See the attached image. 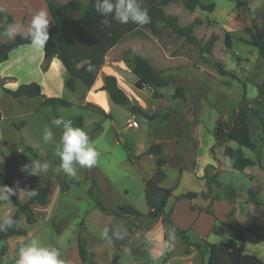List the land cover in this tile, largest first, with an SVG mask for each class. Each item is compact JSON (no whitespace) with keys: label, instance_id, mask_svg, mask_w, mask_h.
I'll list each match as a JSON object with an SVG mask.
<instances>
[{"label":"rangeland","instance_id":"1","mask_svg":"<svg viewBox=\"0 0 264 264\" xmlns=\"http://www.w3.org/2000/svg\"><path fill=\"white\" fill-rule=\"evenodd\" d=\"M67 1L55 0L57 4ZM77 1L87 3V0ZM246 1L200 0L202 5L214 4L211 13L200 9L199 6L193 12H188L181 3H174L165 8L167 15L177 17L180 26H188L195 19L201 21L200 25L193 28L194 35L202 45L211 35L215 36L212 59L221 63L229 74L236 77L235 80L230 76H219L212 67L202 62L198 50L182 38L156 39L145 29H141L140 33H129V22L121 24L113 15L108 16L110 40L114 41L120 36L121 38L106 53L103 66L105 70L113 71L116 77H119L117 84L131 103L151 119L141 114H131L126 107L113 104L108 94L101 91V88L98 89L100 80L90 89L77 82L75 90L69 91L65 87L68 74L58 61H55V69L44 74L40 87L41 96L63 99L70 103L67 108L58 107L53 111L49 107H40L42 97L13 100L1 88L3 86L10 90L16 89L13 88L14 85L9 84L11 79L0 81L2 172L11 177L22 203L47 182H51L53 187L48 207L38 209L40 223L28 227L32 236L29 239L10 238L7 245L13 240L28 245L33 239H37L42 245L52 247V238L59 230L62 231L63 238H70L76 233L80 237L82 252L85 255V226L93 231L95 236L91 242V264H111L114 253L131 244L136 245L139 252L125 255L123 260L118 258L115 264H130L136 260L150 264L158 260L157 257L161 264L167 256H178L180 239H176L177 234L172 227L162 221L164 236L167 239V252L160 249L156 253H150L143 249L146 231H150V235L153 232L160 234L154 228L156 221L152 222L146 217L148 207L144 195V180L150 172L155 171L158 159L165 162V179L161 186L173 189L167 202V211L175 202V197L189 192L197 194L192 204H205L201 194L206 191V180L203 176L208 166L216 172L222 171L218 177L220 186L214 190L211 197L220 199L228 192L230 198L243 199L246 202L251 200L255 193L253 187L260 183L264 186V132L260 122H264V105H255L259 109V116L250 119V131L256 150L241 148L244 156L254 162L253 167L246 169L249 174H253V179L244 173L233 171L228 158L224 156V148L215 146L212 136L218 117L229 119L244 95L247 99L256 98L257 85L264 81V59L259 57L254 46L243 42L250 40L246 30L251 24L258 27L264 42V0ZM28 4H33L36 12L41 10V5L43 10L47 11L43 0H28ZM0 9L9 10L10 15L14 14L16 17L13 28L9 31L10 34L8 33L9 37L27 34L30 22L23 23L19 19L21 12L18 10L17 0H0ZM225 34L230 36V48L225 46ZM5 38V34L0 31V42ZM130 48L142 58H149V62L159 70L161 76L176 79L175 85L184 88L185 99H172L175 85L159 90L164 95L163 98H153L148 88L137 86L136 81H132L135 78L130 73L132 66L123 57V53ZM131 57V54H127V58ZM34 60L35 56L29 69L32 64L36 65ZM31 76L38 79L33 73ZM103 81L102 79V85ZM88 104L102 109L107 116L92 111ZM77 116L82 117L81 129L87 133L90 145L99 155L97 163L91 168L74 163V175H69L60 167L61 161L56 155L57 150L62 148L63 122L57 126L52 124V120L62 118L71 122ZM129 120L135 121L137 127L130 128ZM18 125L20 129L16 128ZM70 126L73 127L71 123ZM46 127L53 132V139L49 143L42 139ZM154 144L162 146V155L145 154ZM228 146L232 149L239 148L234 142H230ZM27 147L31 148V152L27 151ZM128 154L139 156L134 165L129 162ZM34 160L48 163L49 168L38 176L30 174V171H22L23 165H30ZM90 185L93 196L106 210L127 206L139 212L141 216L134 221H126L102 214L87 193ZM213 188L215 186L212 185L211 189ZM183 202L189 204L188 201ZM12 211L10 205L0 204V229L4 219L9 218ZM21 226L25 227L23 222ZM228 234L229 231H226L219 238L210 236L208 241H226ZM247 244L246 253L255 255L264 263V242L251 237ZM3 245L0 243V250ZM15 256L17 250L12 246L10 253L7 252L0 264H11ZM196 258L199 263L204 260L199 253Z\"/></svg>","mask_w":264,"mask_h":264},{"label":"trees","instance_id":"2","mask_svg":"<svg viewBox=\"0 0 264 264\" xmlns=\"http://www.w3.org/2000/svg\"><path fill=\"white\" fill-rule=\"evenodd\" d=\"M43 1L47 7L52 25L48 29L50 39L43 49L41 70L46 71L50 62L55 59L64 67L68 74L65 87L69 91L73 92L75 90V83L77 82L85 88L90 89L103 66L106 53L116 45L121 36L117 37L114 41L110 40L109 25L101 23L105 17L100 16L95 11V0H87L86 4H82L77 0H68L63 4H57L55 0ZM139 2L142 8L148 9L151 22L145 25H138L130 20V27L127 32L140 33L141 29H145L156 39L163 37L182 38L198 50L202 62L212 67L219 76H230L234 80L236 79L234 75L229 74L224 69L221 63L212 59V49L216 40L215 36L211 35L209 40L202 45L194 35L193 28L201 24L199 19H195L188 26H180L176 16L165 13V8L174 3H181L188 12H193L199 6L200 9L211 13L214 10V4L202 5L200 4V0H139ZM12 24V16L0 9V31L8 35ZM246 32L250 37V41L244 40L243 42L254 46L258 50L259 57L264 59V42L258 28L254 24H251ZM25 36L26 34L16 35L12 39L0 42V64L8 60L9 54L12 51L31 44L30 40L26 39ZM224 43L227 48H230V36L228 34H225ZM127 54H131L132 57L127 58ZM123 57L132 66V74L137 79L136 85L148 88L153 98H163L164 95L159 90L177 83V80L172 77L161 76L148 59L142 58L132 48L127 49L123 53ZM9 79L12 78H1L0 81L5 82ZM1 88L13 100L22 97L30 99L42 97L40 86L35 82L21 84L15 90H10L3 86ZM101 91H105L108 94L113 104L126 107L131 114H141L145 118L151 119L131 103L129 97L118 86L115 76L106 75L104 77ZM171 97L174 100H184V88L175 85ZM255 105H264V81L257 85L256 98L247 99L244 95L237 110L229 119H225L222 116L218 117L212 132L215 146L224 148V156L228 158L231 168L236 172H242L254 165L253 161L244 156L241 148L251 151L256 148L250 131V119L259 116V109ZM69 106V102L59 98L42 97V101L40 102V107H49L53 111L58 107L67 108ZM88 107L92 111L94 110V112L107 116L104 111L94 105L88 104ZM82 120L81 116H77L71 120V125L74 128H81ZM260 122L264 132V122L262 120ZM16 128L20 129V125L16 126ZM230 142L236 143L239 148H230L228 146ZM26 149L31 152V148L27 147ZM162 153L163 149L160 144L150 146L145 152V154L152 156H159ZM128 159L131 164H134V161L139 159V156L128 154ZM164 164L163 159H158L154 174L144 182V195L148 207L146 217L151 219L152 222L160 220L163 223L171 224V208L167 211L166 207L168 200L172 196L173 189H166L161 186V183L165 179V174L162 170ZM203 178L206 180V191L201 196L205 199L210 194L211 185L217 184L218 175L216 173H205ZM0 185L10 187L15 191V194L10 199H2V203H9L15 209L14 214L10 217L15 223L12 227H7L3 223L0 229V243L4 244L0 250L1 263L2 258L8 252L6 244L8 239L26 237L29 232L28 227L39 223L41 219L40 215L35 213L34 209L45 208L49 205L52 183L47 182L43 187L38 188L34 192L35 194L31 193L25 203H22L17 196L11 177L3 174L2 165L0 164ZM61 191L64 192L62 187ZM91 191L92 185L88 188L87 193L102 214L125 219L126 221H134L141 216L139 212L127 206L120 207L117 210H106L93 196ZM196 197L197 194L189 192L175 197L174 200L175 202L181 200L188 201L192 210H199L208 215H213L210 203L206 206L192 204V200ZM22 222L25 227L20 225ZM228 227L232 230L231 239L225 243L218 244H209L206 241L189 243L185 239V232L179 231L186 245L185 253H189L191 249L197 251L203 258L207 257L204 264H264L257 257L243 252L248 237H253L264 242V221ZM79 256L82 263L85 264V257L80 242Z\"/></svg>","mask_w":264,"mask_h":264},{"label":"crops","instance_id":"3","mask_svg":"<svg viewBox=\"0 0 264 264\" xmlns=\"http://www.w3.org/2000/svg\"><path fill=\"white\" fill-rule=\"evenodd\" d=\"M17 1H18V10L21 12L19 15V19L23 23L31 22L32 15L34 13H36L34 5L28 4V0H17ZM246 2L247 1L245 0L244 3H246ZM40 8L44 9L42 5L40 6ZM45 8L47 9V7H45ZM3 11H5L7 13L9 12V10H3ZM47 12H48V10H47ZM8 14H10V12ZM250 15H251V13L249 12V16ZM11 16H12V23L14 24L16 17L14 14H12ZM263 16H264V14H263ZM49 19L51 21L50 16H49ZM13 24H12V28H13ZM51 25H52V22L50 23L49 27H51ZM5 36H6V38L4 41L13 38L11 36L9 37V35H5ZM248 41H250V40H248ZM34 56L36 58V60H34V64L36 63V65L33 66V64H32V66H31L32 68L29 69V65L32 63ZM42 59H43V50L37 51L35 48L32 47L31 44L19 47L18 49L12 51L9 54L7 61L0 64V78H12L10 80L9 84L14 85L13 88H17L21 84L30 83V82H32V80L35 81L36 83H38L41 87L42 86L41 85L42 79L44 78V74H46L47 71H50L51 69H55L56 68L55 61H57V60L53 59L50 62L47 70L42 71L41 70ZM146 59H148L150 61L149 58H146ZM32 73L38 79H34V77L31 76ZM130 73H132V71ZM106 75H113L116 77V74L113 71H107V70H105L104 66H102V69L100 70L98 76L96 77V80L94 81V84H95V82L97 80H100V82H99L100 84L98 85V89H100L103 86L102 85V79L104 80V77ZM116 79L119 83V77L118 78L116 77ZM136 80L137 79L134 78L132 81L135 82ZM94 84L92 86H94ZM118 86H120V85L118 84ZM255 150H256V148H255ZM132 165H134V164H132ZM163 167H162V170H163ZM249 168H251V167H249ZM211 169L212 168H210V166L206 167L205 173L210 174V172H213V173H216L218 175V177H219V174L222 173V171L216 172V171L211 170ZM246 169L243 170L242 172H239V173H244V174L250 176L251 179H253L254 178L253 174H251V173L249 174L246 171ZM154 172L155 171L150 172L145 180L150 178L154 174ZM234 172H236V171H234ZM261 173L263 174V171H261ZM83 184H85V183H83ZM90 186H88V188ZM213 186H215V188H213V189L210 188V194L208 196H206L205 199L203 198L205 204L202 205V206H206L207 204L210 203V207H211V210L213 212V215H208V214L201 212L199 210H192L190 207V204H186L185 202H183L184 200L177 201V202H174L172 204L171 213H170L171 224H169V225L172 227L173 231L177 234L176 239H178V237H179V239H180L179 243L181 246H180V251H179L178 256H175V257L167 256V258L164 261H162L161 264H204V262L206 261L207 257H205V258L202 257V259H204V260H201L199 263L197 261L198 259L196 258V255L198 254V252L193 250V249H191L190 252L187 254L184 253L186 250V245L184 244V241L181 238L179 231L185 232V239L189 243H200L201 241H206L209 244H218V243H225L231 239L232 230L228 226L233 227L235 225H247V224L252 223V222L260 223V222L264 221V186L262 183H260V185L256 184L253 187L255 193L253 194V196H251V200L247 201V202L243 201V199L242 200H239V199L236 200L234 198H230V196H228V192L226 193L225 196L223 195L222 198L215 199L214 197H211V196L214 194V190H217L218 187L220 186V184L218 183V180H217V184H214ZM51 193H52V189H51ZM50 196H51V194H50ZM0 202H1L0 204L10 205L9 203H2V199L0 200ZM49 204H50V197H49ZM38 209L39 208L34 209L35 213H37V214H39ZM14 211L15 210L13 208V211L10 212V214H9L10 217L14 214ZM53 219H54V216H53ZM39 223H40V221H39ZM39 223H37V224H39ZM160 223H161V221L158 220L155 222V226H154V228L160 232V234L158 233L159 235L154 234V232L151 233V235H150V231L149 232L146 231L144 234L145 240H143V249L145 248V250L150 252V253H156L160 249H163V250H165V252H167V241H166L167 239H166V236H164V230L165 229H164V226L162 225V223L161 224ZM20 225H21V223H20ZM1 227H2V224H1ZM226 231H229V234L226 235V237H225L226 241L217 242V243L208 241L210 236H212V238H219L222 235H224ZM190 233H192L191 236H189ZM62 234H63L62 231L58 230V231H56L55 235L52 238V247L56 248L60 252V259H62L64 261V264H83L81 261V258L79 256L80 237L75 233L70 238H63ZM31 236H32V232L29 229V232H28V235L26 236V239H29ZM94 238H95V236H94L93 231H91L90 229H88L87 227L84 226L83 247H84V252H85V255H84L85 264H91L89 262L90 261L89 257L92 254V252L90 250H91V242L93 241ZM250 240H251V237H248L247 243ZM64 241H65V243H64ZM62 242H63V244H62ZM22 243L18 242V241H14V240H13V242L8 243L7 247H8L9 253H10V247H12V246L17 250V256L14 257V261L11 264H18L20 250L27 245L25 242L23 244ZM84 243H85V245H84ZM94 243H96V241H94ZM247 243L244 246V250H243V252L245 254H248V253H246V249L248 246ZM92 249H93V246H92ZM134 252H139V249L136 245H132V244L121 248V251H119V252L117 250L114 253L113 260H112L111 264H115V262H116V260H118V258L120 260H123L125 255H129V254H132ZM248 255H251V254H248ZM252 256L256 257L255 255H252ZM70 258H71V260H69ZM156 259H158V260H156L150 264H160L159 263V261H160L159 257H157ZM145 263H144V261H138V260L130 262V264H145Z\"/></svg>","mask_w":264,"mask_h":264},{"label":"clouds","instance_id":"4","mask_svg":"<svg viewBox=\"0 0 264 264\" xmlns=\"http://www.w3.org/2000/svg\"><path fill=\"white\" fill-rule=\"evenodd\" d=\"M94 8L100 16L105 17L101 21L104 25L109 24L107 19L109 15H113L121 24H126L130 20L138 25L151 22L148 9L142 8L139 0H95ZM50 23L49 13L43 9L31 17L25 38L30 40L32 47L37 51L43 50L50 39L48 31ZM62 122L64 126L62 148L56 152L61 161L60 167L69 175H74V163L84 168L93 167L97 163L99 153L90 145L87 133L81 128L71 127V122L62 118L52 120V124L57 126ZM42 139L45 143L52 141L53 132L49 127L45 128ZM48 168V163L34 160L30 165H23L22 171H30V174L38 176ZM14 194V189L0 185V199L8 200ZM3 223L7 227H12L15 222L11 218H5ZM18 264H64V261L60 259V252L56 248L42 245L39 240L33 239L20 250Z\"/></svg>","mask_w":264,"mask_h":264},{"label":"built area","instance_id":"5","mask_svg":"<svg viewBox=\"0 0 264 264\" xmlns=\"http://www.w3.org/2000/svg\"><path fill=\"white\" fill-rule=\"evenodd\" d=\"M128 126H129L130 128H136V127H137V124H136L135 121H133V120H129V122H128Z\"/></svg>","mask_w":264,"mask_h":264}]
</instances>
